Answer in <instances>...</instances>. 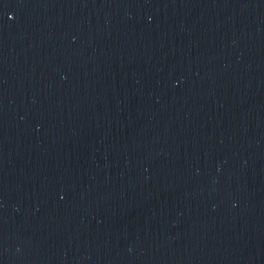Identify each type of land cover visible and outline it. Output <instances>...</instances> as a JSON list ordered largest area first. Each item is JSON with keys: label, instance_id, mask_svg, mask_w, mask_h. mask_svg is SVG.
Wrapping results in <instances>:
<instances>
[{"label": "water", "instance_id": "obj_1", "mask_svg": "<svg viewBox=\"0 0 264 264\" xmlns=\"http://www.w3.org/2000/svg\"><path fill=\"white\" fill-rule=\"evenodd\" d=\"M0 264H264V0H3Z\"/></svg>", "mask_w": 264, "mask_h": 264}, {"label": "snow or ice", "instance_id": "obj_2", "mask_svg": "<svg viewBox=\"0 0 264 264\" xmlns=\"http://www.w3.org/2000/svg\"><path fill=\"white\" fill-rule=\"evenodd\" d=\"M3 3V0H0V4H2Z\"/></svg>", "mask_w": 264, "mask_h": 264}]
</instances>
